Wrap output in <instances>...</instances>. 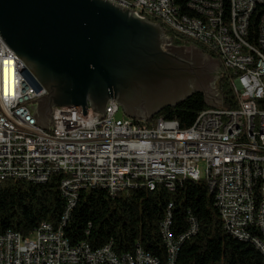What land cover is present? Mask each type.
I'll return each instance as SVG.
<instances>
[{
    "label": "built area",
    "instance_id": "1",
    "mask_svg": "<svg viewBox=\"0 0 264 264\" xmlns=\"http://www.w3.org/2000/svg\"><path fill=\"white\" fill-rule=\"evenodd\" d=\"M148 15L182 40L199 43L214 52L223 69L232 75L236 108L201 111L189 128L177 120L119 117L121 105L110 100L104 112L91 106H55L48 121L39 120V90L33 74L0 33V172L13 180H50L55 165L66 167L61 191L66 210H73L78 193L71 183L110 182L132 189V183L149 177H170L188 171L209 186L219 185L216 206L229 233L253 243L264 257V11L251 39L254 14L264 0H188L194 16L206 17L209 29L179 19L161 0H112ZM204 163V168L200 166ZM174 186V184H173ZM249 202H256L255 217H247ZM173 204H170V207ZM66 211L58 230L44 222L29 237L0 233V264H176L182 243L199 231L190 216V229L179 238L171 231L172 214L161 225L167 256L161 259L138 243L133 251L118 254L112 243L93 249L73 244L66 237ZM254 221L253 233H239V224Z\"/></svg>",
    "mask_w": 264,
    "mask_h": 264
},
{
    "label": "water",
    "instance_id": "2",
    "mask_svg": "<svg viewBox=\"0 0 264 264\" xmlns=\"http://www.w3.org/2000/svg\"><path fill=\"white\" fill-rule=\"evenodd\" d=\"M0 33L46 90L36 98L42 122L55 106H91L103 118L113 99L132 119L195 91L216 105L219 59L209 70L192 63L163 26L111 0H0Z\"/></svg>",
    "mask_w": 264,
    "mask_h": 264
},
{
    "label": "trees",
    "instance_id": "3",
    "mask_svg": "<svg viewBox=\"0 0 264 264\" xmlns=\"http://www.w3.org/2000/svg\"><path fill=\"white\" fill-rule=\"evenodd\" d=\"M173 1L189 13L188 0ZM263 11L264 6L254 14L251 39L257 36L259 14ZM164 30L174 45H195L217 58L199 43L182 40L167 27ZM217 89L224 107H237L229 71L223 69ZM215 107L207 102L203 92L195 91L176 105L163 107L149 122L158 118L177 120L185 129L193 125L201 111ZM63 177L64 173L56 172L42 183L24 178L2 180L0 233L11 230L29 237L44 222L58 228L66 211L70 218L64 231L73 244L86 242L98 249L112 243L113 250L123 254L133 251L139 243L145 251L165 259L167 250L161 225L171 212V231L177 238L190 229V216L199 225V231L182 243L176 264H264L263 255L253 243L233 237L224 226L216 206V193L205 179L179 177L172 189L161 183L154 190L138 182L132 189L124 188L112 195L101 187H83L74 209L66 210L67 200L60 188Z\"/></svg>",
    "mask_w": 264,
    "mask_h": 264
},
{
    "label": "bare ground",
    "instance_id": "4",
    "mask_svg": "<svg viewBox=\"0 0 264 264\" xmlns=\"http://www.w3.org/2000/svg\"><path fill=\"white\" fill-rule=\"evenodd\" d=\"M112 1V0H111ZM163 2L164 8H172L174 10V14L179 19H187L189 17V25L191 26H199L201 29H209V20L206 17L202 16H194V10L188 9L189 13L185 10L183 11L182 8L177 5L173 0H161ZM135 16L141 18L140 16L145 17L147 20L151 19L148 17V15H143L142 12H135ZM143 19V18H141ZM153 21V20H151ZM2 36V35H1ZM2 42H5L4 38L2 37ZM8 47H10L8 45ZM11 54L14 58H19V56L15 53V51L11 48ZM33 82L37 83V87L39 90V96H44L46 94V90L44 87H42L36 78L33 75ZM150 119V118H149ZM47 166L53 167L52 168V174L56 172L64 173V177H66V167L64 165H55L54 159H47ZM179 177L182 178H189L192 180H200V175L194 174V173H188V171H181V173L177 174H171L170 177H160V176H152L149 177V181H141L143 184H145L148 188L151 190H154L158 184L163 183L168 188H173V184L175 180ZM7 178H13V174H9V171H2L0 172V182ZM28 179L34 182L42 183L47 180L45 179H31V178H24ZM138 182L132 183V185H136ZM84 187V183H71L70 184V193H78L81 188ZM94 187H101L104 189H107L109 192L110 190V182L105 181H94L87 185V188H94ZM124 185H117V187L112 190L113 194L119 193L122 189H124ZM211 190L215 192L216 194H219V185H211ZM256 212V202H249V206L247 208V217H255ZM50 230H58V228L53 227L50 224ZM229 230V229H228ZM254 230V221H247L239 224V233H252ZM10 233H19L15 231L9 230Z\"/></svg>",
    "mask_w": 264,
    "mask_h": 264
},
{
    "label": "flooded vegetation",
    "instance_id": "5",
    "mask_svg": "<svg viewBox=\"0 0 264 264\" xmlns=\"http://www.w3.org/2000/svg\"><path fill=\"white\" fill-rule=\"evenodd\" d=\"M178 46V52L183 57H187L190 61L203 63L208 70L212 66H217L216 61L209 55H207L200 48L193 47L192 45H176Z\"/></svg>",
    "mask_w": 264,
    "mask_h": 264
},
{
    "label": "rangeland",
    "instance_id": "6",
    "mask_svg": "<svg viewBox=\"0 0 264 264\" xmlns=\"http://www.w3.org/2000/svg\"><path fill=\"white\" fill-rule=\"evenodd\" d=\"M141 18H145V17H143V16H140ZM150 21L152 20V19H149ZM198 47V46H197ZM166 48V47H165ZM208 55V54H207ZM210 56V55H209ZM192 63H193V61H192ZM219 68H221V67H219ZM219 77H220V75H218L217 77H216V79L215 80H212L211 82H210V84L213 86L212 88H214V90H217V92L214 94L215 96H216V105H214V106H219V107H222V106H224L223 105V103H222V99L220 100V98H219V94H218V89H217V83H218V79H219ZM204 92V91H203ZM205 94V93H204ZM208 102V101H207ZM212 105V104H211ZM125 112H124V109H123V107L121 106V112L119 113V117H122V115L124 114ZM127 115V114H126ZM127 118H130L128 115H127ZM200 166L202 167V168H204V163H201L200 164Z\"/></svg>",
    "mask_w": 264,
    "mask_h": 264
}]
</instances>
